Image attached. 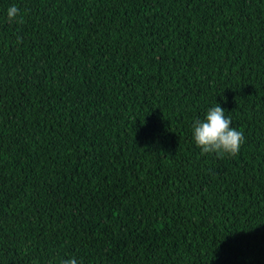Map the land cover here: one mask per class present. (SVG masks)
Here are the masks:
<instances>
[{
	"label": "trees",
	"instance_id": "16d2710c",
	"mask_svg": "<svg viewBox=\"0 0 264 264\" xmlns=\"http://www.w3.org/2000/svg\"><path fill=\"white\" fill-rule=\"evenodd\" d=\"M69 257L264 264V0H0V264Z\"/></svg>",
	"mask_w": 264,
	"mask_h": 264
},
{
	"label": "clouds",
	"instance_id": "9594fccd",
	"mask_svg": "<svg viewBox=\"0 0 264 264\" xmlns=\"http://www.w3.org/2000/svg\"><path fill=\"white\" fill-rule=\"evenodd\" d=\"M6 15L8 23H15L20 9L11 5ZM192 140L201 154H214L222 159L239 153L244 134L232 127L231 119L225 116V109L216 103L207 109L202 120L197 119L192 123ZM60 264H78V261L75 257H69L62 259Z\"/></svg>",
	"mask_w": 264,
	"mask_h": 264
}]
</instances>
